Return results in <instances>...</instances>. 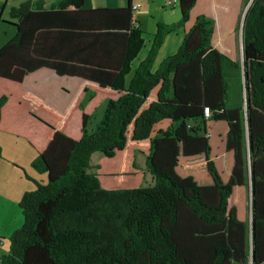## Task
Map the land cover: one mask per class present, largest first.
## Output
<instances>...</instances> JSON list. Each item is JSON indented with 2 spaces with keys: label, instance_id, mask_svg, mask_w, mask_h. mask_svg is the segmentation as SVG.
Masks as SVG:
<instances>
[{
  "label": "trees",
  "instance_id": "1",
  "mask_svg": "<svg viewBox=\"0 0 264 264\" xmlns=\"http://www.w3.org/2000/svg\"><path fill=\"white\" fill-rule=\"evenodd\" d=\"M82 5L57 0L43 10L29 0L9 10L16 32L0 49V134L34 150L31 167L46 183L20 198L22 225L0 264H264V0H178L180 20L157 24L128 83L144 46L130 5L120 10L128 33H113L124 37L120 68L60 63L65 39L91 37L73 32ZM179 28L181 46L153 71ZM44 67L107 91L52 110L20 87ZM228 67L242 75L235 108L226 105ZM94 153L102 157L92 167ZM135 153L145 157L150 186Z\"/></svg>",
  "mask_w": 264,
  "mask_h": 264
},
{
  "label": "crops",
  "instance_id": "2",
  "mask_svg": "<svg viewBox=\"0 0 264 264\" xmlns=\"http://www.w3.org/2000/svg\"><path fill=\"white\" fill-rule=\"evenodd\" d=\"M30 1L41 2L42 9L49 10L56 4L57 0ZM167 1L169 0H83L81 11L84 12L75 15L77 17H74L72 23L76 27L73 32L84 33L91 37L90 39L87 37L81 39L80 44H77L78 41L72 43L73 41H66L65 39L59 45V51L68 56V58L60 63L77 69L84 68L87 70L95 69L99 64L113 67L119 66L125 49L123 44L124 37L113 33H128L124 24L126 20L120 14V10L126 9L130 5V24L142 31L144 46L131 63V72L125 77L127 82L129 76L131 74V77L133 76L135 68L148 54L157 24L171 25L177 23L181 18L178 0H175L173 7L167 6ZM133 7H136L137 10L134 11ZM97 9H109L114 10V12L93 14L86 12ZM115 10L116 13L118 10V15L115 13ZM118 24H120V27H115ZM183 38L184 31L182 28L166 36L154 61L153 71L158 68L164 59L176 53L183 42ZM97 41L102 44H96ZM99 50L103 51V55L105 52H110L109 54L113 55L103 57L104 60H96V57L102 56L99 53L93 56L92 53L97 54L96 52ZM235 60L241 63L240 36L238 38V53ZM225 73L226 75L228 74L227 77L241 81L242 75L240 70L228 67L225 69ZM20 87L26 94L28 93L36 97L38 101L49 106L50 109L63 112L70 111L79 101L78 97H81V103L85 98V94L90 93L89 90L95 89L98 94H105L107 91L99 89L98 84L90 81L87 77L70 74L60 75L54 70L45 67L24 76ZM103 107L104 104H100L96 112L102 110ZM26 148H30V152L33 153H31L33 156L27 153L31 158L29 164L31 167L32 162L36 158L34 150L19 138L0 134V258L9 249L8 237L22 225V215L18 207L20 198L24 193L33 191L35 183H46L45 174L38 173L32 167L34 171H12L19 165L17 163L20 162L22 154L28 152ZM6 155H9V157ZM21 168L25 167L21 166Z\"/></svg>",
  "mask_w": 264,
  "mask_h": 264
},
{
  "label": "rangeland",
  "instance_id": "3",
  "mask_svg": "<svg viewBox=\"0 0 264 264\" xmlns=\"http://www.w3.org/2000/svg\"><path fill=\"white\" fill-rule=\"evenodd\" d=\"M27 0H0V49L14 37V34L16 32L15 27L11 24L12 20L9 17V10L11 7H17L20 4L26 2ZM132 75V74H131ZM131 75L127 79V83L130 81ZM228 74L226 75V80H227V94H226V104L229 107H235L241 104L242 100V95L241 94V89H240V81H236V79L227 77ZM102 110L98 111L96 113L97 117L92 121L94 123L97 122L98 118H100V113ZM19 143H22L18 141ZM28 152H24L21 156L20 162L17 167H15L14 170L12 171H34L30 167V156H28L27 153H30L29 155L33 156L32 152H30V148H26ZM32 153V154H31ZM9 157V155H6ZM102 157L100 153H94L91 156L90 160V166H95L97 161ZM8 161V159H6ZM6 165V164H5ZM135 165L139 170H142L145 172V177L143 181V187H147L152 185L153 179L149 172L147 171L145 167V157H143L139 153H135ZM21 166H24L25 168H21Z\"/></svg>",
  "mask_w": 264,
  "mask_h": 264
},
{
  "label": "built area",
  "instance_id": "4",
  "mask_svg": "<svg viewBox=\"0 0 264 264\" xmlns=\"http://www.w3.org/2000/svg\"><path fill=\"white\" fill-rule=\"evenodd\" d=\"M174 2H175V0H169V1L166 2V5L170 6V7H173L174 6ZM133 10L135 11V10H137V8L133 7ZM203 114H204L205 118H208L209 114H210L209 109L205 108L204 111H203Z\"/></svg>",
  "mask_w": 264,
  "mask_h": 264
},
{
  "label": "water",
  "instance_id": "5",
  "mask_svg": "<svg viewBox=\"0 0 264 264\" xmlns=\"http://www.w3.org/2000/svg\"><path fill=\"white\" fill-rule=\"evenodd\" d=\"M250 4V3H249ZM249 4L247 5V7L245 8V10H244V13L246 12V10H247V8H248V6H249ZM243 16H244V14H243ZM243 18V17H242Z\"/></svg>",
  "mask_w": 264,
  "mask_h": 264
}]
</instances>
